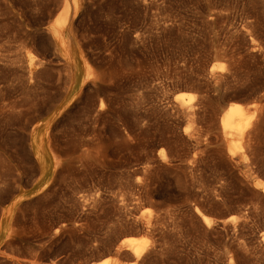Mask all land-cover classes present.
Wrapping results in <instances>:
<instances>
[{
    "label": "rangeland",
    "instance_id": "obj_1",
    "mask_svg": "<svg viewBox=\"0 0 264 264\" xmlns=\"http://www.w3.org/2000/svg\"><path fill=\"white\" fill-rule=\"evenodd\" d=\"M77 1L0 0V264H264V0Z\"/></svg>",
    "mask_w": 264,
    "mask_h": 264
},
{
    "label": "bare ground",
    "instance_id": "obj_2",
    "mask_svg": "<svg viewBox=\"0 0 264 264\" xmlns=\"http://www.w3.org/2000/svg\"><path fill=\"white\" fill-rule=\"evenodd\" d=\"M60 4L63 6V10L58 13V15L53 20L52 24L50 25L49 29L52 31L54 36L55 42L61 48L66 49L69 44L70 40V31L73 26V19L74 16L78 12V1H74L73 7H71V0H59ZM59 4V5H60ZM30 60L33 59L34 55L32 53H28ZM218 68L222 69L224 66V62L217 61ZM88 72L91 74L92 71L89 66H86ZM212 70H215L214 68ZM181 97H188L189 99H193L197 96V93L192 91H184L179 93ZM182 105L190 110L191 105L189 103L182 102ZM262 106L261 103L258 101H254L250 105H245L241 102H231L229 105L224 109L220 116V124L221 129L223 132V136L226 139V142L231 151L238 145L240 139L246 133H249V129L251 128L254 118L256 117L257 111ZM32 144L34 145V151L36 158L39 162L41 168V174L44 176L47 172L48 166V159L45 155L44 146V139H36L35 137L32 138ZM255 185L264 191V180L260 178H256L254 180ZM40 190V189H39ZM39 190L35 191L38 192ZM23 198L22 195L17 196L14 198L8 205L7 210L9 211L15 205H17L21 199ZM203 220L206 223H210L211 218L205 214H201ZM147 237L145 236H135L132 234H126L122 240V243L127 246L133 253L135 259L131 262V264H135L138 257H140L146 251V241ZM96 264H107L104 260L96 263Z\"/></svg>",
    "mask_w": 264,
    "mask_h": 264
}]
</instances>
